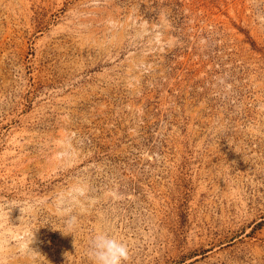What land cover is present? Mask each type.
<instances>
[{"label": "rangeland", "instance_id": "obj_1", "mask_svg": "<svg viewBox=\"0 0 264 264\" xmlns=\"http://www.w3.org/2000/svg\"><path fill=\"white\" fill-rule=\"evenodd\" d=\"M99 232L264 264V0H0V264Z\"/></svg>", "mask_w": 264, "mask_h": 264}, {"label": "clouds", "instance_id": "obj_2", "mask_svg": "<svg viewBox=\"0 0 264 264\" xmlns=\"http://www.w3.org/2000/svg\"><path fill=\"white\" fill-rule=\"evenodd\" d=\"M75 191L80 195L84 194L82 188H77ZM20 208L23 213V207L20 206ZM66 227L70 231H62L63 234H73L77 227V218L70 217L66 221ZM87 255L92 264H124L129 259L130 250L122 240L108 233L99 232L91 239Z\"/></svg>", "mask_w": 264, "mask_h": 264}]
</instances>
